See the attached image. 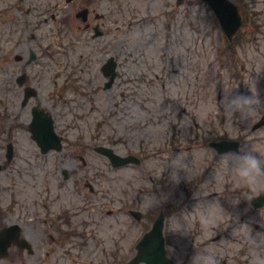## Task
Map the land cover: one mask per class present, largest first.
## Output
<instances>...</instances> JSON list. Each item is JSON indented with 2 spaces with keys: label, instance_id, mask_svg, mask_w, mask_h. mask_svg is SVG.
<instances>
[{
  "label": "rangeland",
  "instance_id": "rangeland-1",
  "mask_svg": "<svg viewBox=\"0 0 264 264\" xmlns=\"http://www.w3.org/2000/svg\"><path fill=\"white\" fill-rule=\"evenodd\" d=\"M234 1L248 19L238 34L242 41L230 46L232 61L224 56V35L202 0H183L180 5L177 0H121L118 8L114 1L108 2L111 28L106 38L93 42L91 48L79 34L71 56H60V72L66 70L69 60L67 71L73 74L69 81L73 87L55 98L56 119L68 142L62 153L51 154L49 160L68 153L96 157L94 149L100 145L119 154L141 151L146 160L140 167L108 171L104 183L110 189L108 197L125 193L138 200V209L147 216L140 231L147 229L150 218L169 207L166 236L171 241L170 254L182 264H192L198 251L214 252L219 264H248L247 247L233 234L234 229L247 222L253 234L264 232V209L251 206L253 193L232 176L221 155L214 157L206 145L214 135L241 137L242 145L264 152V128L253 129L264 118V0ZM117 26L121 32L116 31ZM68 39L74 38L70 35ZM110 57L119 63L120 77L105 90L100 66ZM64 83L60 78L59 87ZM248 83L254 90L256 86L261 100L253 122L236 113L233 123L225 125L226 117L219 111L225 91L251 95ZM2 92L8 96L5 83L0 82ZM8 105L0 130V163L4 165L0 207H5L12 195V200L19 202L17 209L24 205L37 213L40 208L35 202L44 187L61 198L57 203L73 204L72 182L61 186L60 174L54 178L49 174L47 156L39 154L30 140V115L13 101L11 108ZM172 135L182 150L165 154V140ZM10 142L16 151L13 161L7 163L6 145ZM97 160L92 164H101ZM199 190L205 196H196ZM207 200H218L225 210L219 224L204 228L199 217L207 211ZM198 201L201 204L197 205ZM17 209L14 213L19 215ZM14 213L11 220H17ZM103 224L99 234H115L114 219ZM27 229L38 256L44 245L52 250L42 241L37 220ZM24 259L27 264L37 263L34 255L25 254ZM52 263L58 264L57 259Z\"/></svg>",
  "mask_w": 264,
  "mask_h": 264
},
{
  "label": "flooded vegetation",
  "instance_id": "flooded-vegetation-1",
  "mask_svg": "<svg viewBox=\"0 0 264 264\" xmlns=\"http://www.w3.org/2000/svg\"><path fill=\"white\" fill-rule=\"evenodd\" d=\"M113 1L117 5L115 8H118L121 0H0V82L6 85L11 106L13 101L16 107L28 108L32 113L41 100V107L54 109L52 93H59L60 78L70 80L71 77L70 71H67L69 60L66 70L59 72L60 56H71L79 34L84 36L85 44L90 42L91 48L95 46L93 42L100 43L106 38L110 29L108 2ZM115 29L117 32L122 30L120 26ZM70 35L73 40L68 39ZM58 47H62L63 51L60 52ZM26 96L29 98L23 104ZM81 159L84 169L94 168L87 160ZM76 167L81 175L84 169ZM87 179L98 185L95 175ZM89 189V197L97 195L93 187ZM84 200L86 197H83ZM80 210V207H75L69 211L72 221L74 214H81ZM8 216H11L10 211ZM54 220L64 226L68 216L64 211H59ZM4 224L11 225L7 217ZM61 235L59 233L50 238L56 242ZM109 238L107 240L104 236L93 234L66 237L65 242L75 244V249L70 251L73 252V259L78 260H71V264H125L123 243L126 239L122 235ZM137 241L138 238L131 240L132 246ZM88 243L91 250H84ZM12 253L10 250L9 255Z\"/></svg>",
  "mask_w": 264,
  "mask_h": 264
},
{
  "label": "clouds",
  "instance_id": "clouds-1",
  "mask_svg": "<svg viewBox=\"0 0 264 264\" xmlns=\"http://www.w3.org/2000/svg\"><path fill=\"white\" fill-rule=\"evenodd\" d=\"M249 84V83H248ZM251 95L244 93L232 94L230 91H225L219 104V111H223L226 117L225 125L229 122L233 123V117L239 113L240 119L251 118L253 122L254 115L259 111L261 100L255 90L249 84ZM167 110V109H166ZM250 126V125H249ZM221 159L227 163V166L232 176L248 187L249 192L262 193L264 192V152H258L254 147L241 145L239 149H229L221 154ZM175 177V172L173 173ZM196 196H205L203 191L195 193ZM202 201H198L197 205ZM196 205V206H197ZM207 211L199 217L201 226L207 228L209 226L220 223L224 208L219 201H206ZM186 231L187 227H183ZM233 234L245 242L248 252V264H264V232H256L253 234L252 227L247 223L239 224ZM192 264H219L218 258L212 251L200 252L192 259Z\"/></svg>",
  "mask_w": 264,
  "mask_h": 264
},
{
  "label": "water",
  "instance_id": "water-1",
  "mask_svg": "<svg viewBox=\"0 0 264 264\" xmlns=\"http://www.w3.org/2000/svg\"><path fill=\"white\" fill-rule=\"evenodd\" d=\"M207 1H209L211 5H214V1H215V10L218 13L219 17L222 19L225 26L230 25L232 27L228 31L229 35H232L233 33H235V31L237 30V28H239V26L241 24L240 17L238 16L236 7L233 4L227 2L226 0H207ZM220 4H224V7H222ZM104 153L110 154V156L113 159L117 158L113 154H111V152L108 150H104ZM124 163H127V161L124 160L122 162V164H124ZM256 202H257L258 206H264V193L262 194V196L259 199H257ZM162 227H163V218L161 217L158 220V222L156 224V228L152 234L161 236ZM153 241H155V240H153ZM160 241H162V240H160ZM151 254H152V250H148L146 255L142 256V258L147 259L149 261H151L153 259L155 262L157 260H159L160 258H164V254H162L160 256H150ZM151 264H156V263L151 262Z\"/></svg>",
  "mask_w": 264,
  "mask_h": 264
}]
</instances>
